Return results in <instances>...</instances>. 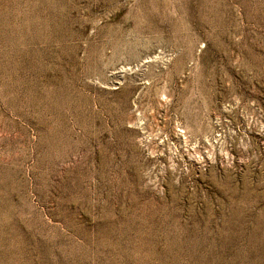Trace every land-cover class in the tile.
Wrapping results in <instances>:
<instances>
[{"label":"rangeland","instance_id":"rangeland-1","mask_svg":"<svg viewBox=\"0 0 264 264\" xmlns=\"http://www.w3.org/2000/svg\"><path fill=\"white\" fill-rule=\"evenodd\" d=\"M0 264H264V0H0Z\"/></svg>","mask_w":264,"mask_h":264}]
</instances>
